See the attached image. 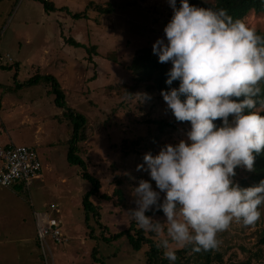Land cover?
<instances>
[{"label": "rangeland", "instance_id": "374dc122", "mask_svg": "<svg viewBox=\"0 0 264 264\" xmlns=\"http://www.w3.org/2000/svg\"><path fill=\"white\" fill-rule=\"evenodd\" d=\"M50 2L55 9L47 12L41 0L0 1V146L10 142L32 146L43 164V178L34 181L29 192L22 186L0 187L4 200L0 208L8 210L10 205V214L15 211L11 223L0 214V264H43L33 211L50 212L51 205L57 208L67 242H51L49 264H146L148 246L135 250L125 235L110 242L101 237L125 231L134 222L126 211L134 207L131 193L138 180L149 179L146 171L136 169L144 153L156 154L165 143L186 140L188 122L164 131L148 125L154 119L174 121L159 94L144 86L132 95L125 87L117 89L132 85L129 66L135 53L163 38L172 9L167 0ZM245 23L264 32V12H251ZM70 38L93 48L91 53L67 43ZM37 73L55 76L65 92L66 106L88 119V139L79 144V153L88 173L101 183L99 195H92L90 201L100 213L102 229L93 213L86 222L83 200L93 186L81 177L79 167L68 163L72 127L64 109L55 104L51 84H27ZM236 172L234 182L248 176L243 168ZM9 192L15 193L14 199H6ZM260 211L254 225L233 221L217 234L218 251L226 264L243 261L244 250L253 249L264 236V206ZM155 218L162 220L163 215ZM144 231L157 242L165 236ZM5 232L11 243L2 238ZM253 264H264V256Z\"/></svg>", "mask_w": 264, "mask_h": 264}, {"label": "clouds", "instance_id": "9594fccd", "mask_svg": "<svg viewBox=\"0 0 264 264\" xmlns=\"http://www.w3.org/2000/svg\"><path fill=\"white\" fill-rule=\"evenodd\" d=\"M167 3L171 18L151 51L170 64L169 87L160 91L165 111L189 128L186 140L144 153L136 169L149 179L138 180L126 212L140 229L165 233L156 246L174 264L176 248L215 249L231 222L250 226L261 217L264 179L241 187L233 177L237 168L252 171L264 151V36L222 8Z\"/></svg>", "mask_w": 264, "mask_h": 264}, {"label": "trees", "instance_id": "16d2710c", "mask_svg": "<svg viewBox=\"0 0 264 264\" xmlns=\"http://www.w3.org/2000/svg\"><path fill=\"white\" fill-rule=\"evenodd\" d=\"M41 1L47 12L55 9V6H53L49 0ZM189 3L198 7H211L213 9L222 8L226 10L227 14L231 16L233 20H240L243 23H245V18L251 12L255 14H261L264 12V0H189ZM178 6L179 0H177V7ZM108 10L110 9H102V11ZM75 16L84 17L85 15L75 14ZM256 32L257 34L264 36V32ZM66 42L75 47H84L89 53H91V50L93 49L88 48L87 46L72 38L66 40ZM168 68H170V64L158 63V58H155L152 55L150 47L140 49L135 53L134 61L129 66V69L132 73V85H121L118 86L117 89L125 87L127 88V93L132 95L137 89L144 86V88L149 93H156L160 96L161 89L166 90L169 87L164 83L166 79L165 74ZM42 82L51 84V92L55 95V104L58 107L64 109L63 116L70 122L72 127L71 137L68 141V163L70 165L79 167V169L82 171L81 177L88 180L93 186L92 190L85 195L83 200L86 222L89 219L90 213H93L99 223L100 228L102 229L104 226L100 223V213L98 212L97 207L90 201L92 195H99L101 183L95 176L88 173L86 163L79 153V144L86 142L88 139V119L86 116L66 106L65 92L55 76L51 74L42 75L37 73L28 80L27 84H40ZM177 84L178 81H173L171 86L175 87ZM262 87H264V85H262ZM242 98L243 97H241V99ZM147 123L149 126H158L161 131H164L166 129H176V124L180 122H176L175 120L168 121L164 119H154L148 120ZM237 169L235 171H237ZM261 179H264V151H262L259 155H256L253 170L250 172L248 171V176L246 179L236 180L235 182L241 187H247L257 184ZM118 193L120 194V192ZM101 198L107 200L110 199L107 195H102ZM146 215H152V213H146ZM155 215L163 214L162 212L158 211L154 214V216ZM90 235L93 237V231L90 232ZM123 235L128 238L129 243L135 250H141L144 246L149 247V250L146 254V264H170V262L162 255L163 249L156 246L157 241L154 240L153 237H148L145 231L140 229L135 222H132L127 230L111 235L109 238L102 236L101 241L110 242L113 239ZM96 251L97 250H95V253ZM244 253H246V258L243 261L236 263L231 262L227 264H253L254 261L261 260L264 256V236L258 240L253 249L244 250ZM174 264L226 263L224 261L223 255L218 251V245L215 249H209L207 251L201 250L199 252L192 251V246L186 245L183 248L176 250V260Z\"/></svg>", "mask_w": 264, "mask_h": 264}, {"label": "built area", "instance_id": "2783aa9c", "mask_svg": "<svg viewBox=\"0 0 264 264\" xmlns=\"http://www.w3.org/2000/svg\"><path fill=\"white\" fill-rule=\"evenodd\" d=\"M8 57V56H7ZM8 61H12L8 57ZM43 164L36 149L27 145H15L10 142L0 146V186L12 188L22 186L30 191L34 181L41 180ZM46 210H34L36 239L44 259L48 263V254L53 258L51 242L53 245H62L67 242L60 222L56 216L57 208L54 205Z\"/></svg>", "mask_w": 264, "mask_h": 264}, {"label": "crops", "instance_id": "0c3cea01", "mask_svg": "<svg viewBox=\"0 0 264 264\" xmlns=\"http://www.w3.org/2000/svg\"><path fill=\"white\" fill-rule=\"evenodd\" d=\"M50 1V0H49ZM1 188H5V189H11V188H6V187H3V186H0ZM14 192H9L8 193V195L6 196V199H8V198H12V199H14ZM0 200H2V201H4L1 197H0ZM1 202V201H0ZM10 209V205H8V210ZM16 209H17V212H16V219L18 220V222H19V206H18V204H17V207H16ZM8 210H2V208H0V214L1 213H3L5 216H6V218L9 220V223H11L12 221H11V217H10V215H12V220H14V222H15V211H14V209H13V211H12V214H10V212L8 211ZM3 216V215H2ZM7 237V238H6ZM2 238H4L6 241H9V243H11L12 241H10L9 239H8V236L6 235V232H5V234L3 235L2 234ZM35 240H36V238H35ZM1 242V241H0ZM5 243H7V242H4V244ZM38 246V245H37ZM11 249V248H10ZM9 249V250H10ZM38 250L40 251V249H39V246H38ZM2 251V250H1ZM9 252V251H8ZM7 252V253H8ZM40 255H41V260H42V262H43V264H44V259L42 258V254H41V251H40Z\"/></svg>", "mask_w": 264, "mask_h": 264}]
</instances>
